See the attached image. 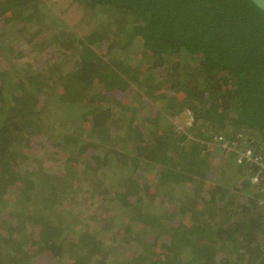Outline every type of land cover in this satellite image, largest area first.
<instances>
[{"label": "trees", "instance_id": "trees-1", "mask_svg": "<svg viewBox=\"0 0 264 264\" xmlns=\"http://www.w3.org/2000/svg\"><path fill=\"white\" fill-rule=\"evenodd\" d=\"M70 7L0 0V264H264V187L208 145L264 132V13Z\"/></svg>", "mask_w": 264, "mask_h": 264}, {"label": "built area", "instance_id": "built-area-1", "mask_svg": "<svg viewBox=\"0 0 264 264\" xmlns=\"http://www.w3.org/2000/svg\"><path fill=\"white\" fill-rule=\"evenodd\" d=\"M185 116L186 121L181 122L180 117ZM177 119L178 127L183 129L192 123L194 117L187 109ZM208 145H215L220 150L235 151L236 162L245 164L250 169L246 174V179L250 184L264 187V132L259 129L246 128L237 132L234 137H227L223 133H215L211 136Z\"/></svg>", "mask_w": 264, "mask_h": 264}, {"label": "rangeland", "instance_id": "rangeland-1", "mask_svg": "<svg viewBox=\"0 0 264 264\" xmlns=\"http://www.w3.org/2000/svg\"><path fill=\"white\" fill-rule=\"evenodd\" d=\"M47 2L55 8V11L57 12V14L65 15V17L69 21L67 25H83L84 26V25H89L88 20L89 21L90 19L93 20L91 15L88 18H86L83 15V11H81L79 7L67 8L68 0H47ZM54 17L55 16H52L53 19ZM180 118H181L182 123L187 120L185 116L183 117L181 116Z\"/></svg>", "mask_w": 264, "mask_h": 264}, {"label": "water", "instance_id": "water-1", "mask_svg": "<svg viewBox=\"0 0 264 264\" xmlns=\"http://www.w3.org/2000/svg\"><path fill=\"white\" fill-rule=\"evenodd\" d=\"M250 1L264 13V0H250Z\"/></svg>", "mask_w": 264, "mask_h": 264}]
</instances>
